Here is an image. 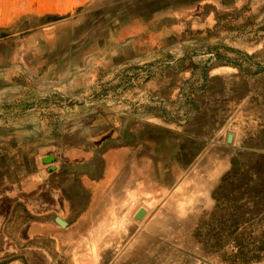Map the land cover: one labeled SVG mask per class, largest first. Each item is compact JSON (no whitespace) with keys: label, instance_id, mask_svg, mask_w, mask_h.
Masks as SVG:
<instances>
[{"label":"rangeland","instance_id":"rangeland-1","mask_svg":"<svg viewBox=\"0 0 264 264\" xmlns=\"http://www.w3.org/2000/svg\"><path fill=\"white\" fill-rule=\"evenodd\" d=\"M119 144L152 197L89 264H244L232 240L249 259V227L264 231L246 202L264 0H0V186L58 150Z\"/></svg>","mask_w":264,"mask_h":264},{"label":"crops","instance_id":"crops-1","mask_svg":"<svg viewBox=\"0 0 264 264\" xmlns=\"http://www.w3.org/2000/svg\"><path fill=\"white\" fill-rule=\"evenodd\" d=\"M46 157L54 163L45 165ZM46 157L27 177L1 182L0 264H89L95 250L135 230L129 213L151 196L139 163L120 144Z\"/></svg>","mask_w":264,"mask_h":264},{"label":"trees","instance_id":"trees-1","mask_svg":"<svg viewBox=\"0 0 264 264\" xmlns=\"http://www.w3.org/2000/svg\"><path fill=\"white\" fill-rule=\"evenodd\" d=\"M246 188V202L249 203V214L261 216L264 214V156L249 165V180L246 181ZM234 214L235 212H232L230 216ZM251 229L249 227V259H244L246 258L245 255L240 252L242 248L241 235L232 240L234 247L238 249L235 260H243L244 264L253 263L264 252V231L261 234H254L255 230Z\"/></svg>","mask_w":264,"mask_h":264},{"label":"water","instance_id":"water-1","mask_svg":"<svg viewBox=\"0 0 264 264\" xmlns=\"http://www.w3.org/2000/svg\"><path fill=\"white\" fill-rule=\"evenodd\" d=\"M54 162V158L53 157H46L44 160H43V163L44 164H47V165H50ZM146 214V211L144 209H140L136 215H135V219L137 221L141 220L143 218V216ZM57 221V220H56ZM58 225L59 226H62L61 222L58 220L57 221Z\"/></svg>","mask_w":264,"mask_h":264}]
</instances>
